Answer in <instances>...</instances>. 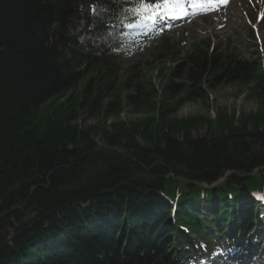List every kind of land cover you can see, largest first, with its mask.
<instances>
[{"label":"trees","instance_id":"16d2710c","mask_svg":"<svg viewBox=\"0 0 264 264\" xmlns=\"http://www.w3.org/2000/svg\"><path fill=\"white\" fill-rule=\"evenodd\" d=\"M131 2L0 0V264H200L264 230V118L216 119L195 138L173 115L222 85L264 101L262 54L201 41L158 85L138 65L120 83ZM97 4L106 11L93 15ZM176 50L166 42L155 62L175 63ZM83 111L144 118L103 127L104 150L78 125Z\"/></svg>","mask_w":264,"mask_h":264},{"label":"rangeland","instance_id":"374dc122","mask_svg":"<svg viewBox=\"0 0 264 264\" xmlns=\"http://www.w3.org/2000/svg\"><path fill=\"white\" fill-rule=\"evenodd\" d=\"M230 1L231 5L228 8H223L218 15L201 17L192 23L185 22L162 27L163 21L159 22L157 20L153 26L135 28L139 46L135 48L132 54L119 57L118 64L122 68L119 82L122 83L124 81L123 70L138 65L142 74L146 77H152L158 85L160 80L157 75L159 74L160 76V72L165 68L164 66L174 68L182 62L184 53L191 51L195 43L208 38H212L215 43L218 40H223V43L229 42L231 47H234L244 59H253L254 56L252 55L257 50L256 48L251 49L250 44L247 43L246 24L248 21L246 16L247 13L254 10L263 12L264 0ZM254 39L256 40H251L253 45L264 44V25L257 24L254 26ZM166 41L170 44L178 45V53L175 60L178 62L177 64H174L169 59L155 62L158 55L164 54L163 50ZM76 98L78 103L85 100L81 93ZM263 102L259 98H255L247 85H222L216 89L209 90L208 99L204 101L184 100L180 104H174L173 108L176 110L173 115L181 123L179 125L191 124L192 136L200 138L214 134L215 130L211 131V134L209 133V124L216 119L223 125L234 121V126H241L243 122L249 121L248 124L251 125L255 122V119L264 118ZM60 104L64 106L65 111L71 108V104H67V99L60 100ZM51 108L52 110H50ZM56 109V107L49 106L46 113ZM143 118V115H131L125 111L119 117L93 119L87 112L83 111L78 120V125L83 129H91L95 133L94 138L99 143L100 148L107 150L108 148L101 138V129L103 127H108V130L113 124L127 126ZM102 123L105 125L103 126ZM96 128L99 129L95 130ZM225 180L226 178L222 181L219 180L217 186L222 185ZM203 206L201 205L202 209H204ZM225 227L226 231L224 233H227L229 227L228 225ZM208 230H213V228L210 227ZM215 230L213 231L215 232Z\"/></svg>","mask_w":264,"mask_h":264},{"label":"snow or ice","instance_id":"6c2138e0","mask_svg":"<svg viewBox=\"0 0 264 264\" xmlns=\"http://www.w3.org/2000/svg\"><path fill=\"white\" fill-rule=\"evenodd\" d=\"M228 0H132L131 7L123 10L120 22L129 29L146 28L159 19H178L188 15L206 14ZM106 11L99 4L92 8L93 15Z\"/></svg>","mask_w":264,"mask_h":264},{"label":"water","instance_id":"95a60500","mask_svg":"<svg viewBox=\"0 0 264 264\" xmlns=\"http://www.w3.org/2000/svg\"><path fill=\"white\" fill-rule=\"evenodd\" d=\"M257 171H258V170H255V171H253L251 174H245V175H244V174L242 175L241 173H236V174H238V175H242V176H245V177H250V176H252V175H257ZM230 174H232V172L228 173L227 176L230 175ZM221 180H223V179H221ZM221 180H220V181H221ZM216 185H217V183H214L212 186H216Z\"/></svg>","mask_w":264,"mask_h":264},{"label":"bare ground","instance_id":"6f19581e","mask_svg":"<svg viewBox=\"0 0 264 264\" xmlns=\"http://www.w3.org/2000/svg\"><path fill=\"white\" fill-rule=\"evenodd\" d=\"M219 7H221V4L219 5ZM195 15H191V16H189L186 20H188V21H193L194 19H195V17H194ZM200 16V15H199Z\"/></svg>","mask_w":264,"mask_h":264}]
</instances>
